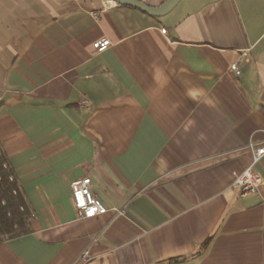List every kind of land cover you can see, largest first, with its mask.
<instances>
[{"label": "crops", "instance_id": "1", "mask_svg": "<svg viewBox=\"0 0 264 264\" xmlns=\"http://www.w3.org/2000/svg\"><path fill=\"white\" fill-rule=\"evenodd\" d=\"M104 2L0 0V147L31 213L0 264H264V187H233L264 142V0ZM86 176L108 211L79 220Z\"/></svg>", "mask_w": 264, "mask_h": 264}, {"label": "built area", "instance_id": "2", "mask_svg": "<svg viewBox=\"0 0 264 264\" xmlns=\"http://www.w3.org/2000/svg\"><path fill=\"white\" fill-rule=\"evenodd\" d=\"M118 4L105 0L102 4L103 9H111ZM161 34L165 35L166 31L161 29ZM111 43L108 39L103 38L92 43L91 48L96 54H100L110 47ZM229 71L235 76L239 77L241 72L237 61L229 65ZM241 151H247L251 156L249 166L241 173L234 175L233 187H235L239 195L242 197L255 195L264 187V181L256 173L254 167L260 163L264 158V142L249 141ZM69 190L76 211L77 219L87 220L104 215L108 209L103 202L92 193V181L89 177H82L74 180L69 184ZM119 214H125V211H116ZM82 264L89 261V251H83L78 259Z\"/></svg>", "mask_w": 264, "mask_h": 264}, {"label": "trees", "instance_id": "3", "mask_svg": "<svg viewBox=\"0 0 264 264\" xmlns=\"http://www.w3.org/2000/svg\"><path fill=\"white\" fill-rule=\"evenodd\" d=\"M30 219L24 192L0 147V242L27 235Z\"/></svg>", "mask_w": 264, "mask_h": 264}, {"label": "water", "instance_id": "4", "mask_svg": "<svg viewBox=\"0 0 264 264\" xmlns=\"http://www.w3.org/2000/svg\"><path fill=\"white\" fill-rule=\"evenodd\" d=\"M119 5L122 6H129L133 8H137L150 16L153 17H162L166 15L169 11L173 9V7L180 1V0H167L162 6L157 8H152L138 0H111Z\"/></svg>", "mask_w": 264, "mask_h": 264}]
</instances>
